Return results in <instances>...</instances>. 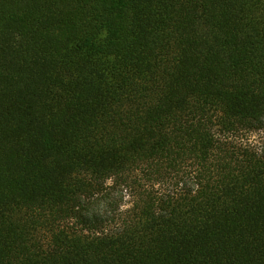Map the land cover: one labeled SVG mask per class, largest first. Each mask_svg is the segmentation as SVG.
I'll return each instance as SVG.
<instances>
[{
    "label": "trees",
    "instance_id": "16d2710c",
    "mask_svg": "<svg viewBox=\"0 0 264 264\" xmlns=\"http://www.w3.org/2000/svg\"><path fill=\"white\" fill-rule=\"evenodd\" d=\"M0 264H264V0H0Z\"/></svg>",
    "mask_w": 264,
    "mask_h": 264
}]
</instances>
